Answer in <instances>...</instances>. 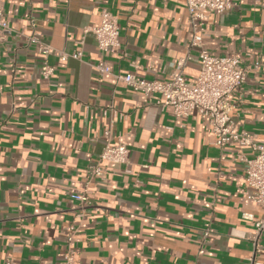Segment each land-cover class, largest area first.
<instances>
[{
    "label": "crops",
    "instance_id": "obj_1",
    "mask_svg": "<svg viewBox=\"0 0 264 264\" xmlns=\"http://www.w3.org/2000/svg\"><path fill=\"white\" fill-rule=\"evenodd\" d=\"M208 14L201 49L217 57L240 54L248 72L228 99L239 132L264 141V0ZM17 35L0 44V264H60L65 228L78 227L79 264H264V234L255 255L261 208L248 199L249 149L215 146L206 119L177 118L157 95L145 97L115 80L134 74L169 82L176 64L199 74L200 48H191L184 0H0ZM107 9L120 28V47L104 54L85 28ZM43 41L81 60L51 56L50 81L28 45L31 23ZM105 62L110 74L93 68ZM129 149V164L109 165L90 186L84 219L72 195L85 187L104 149L111 121ZM208 233V236H205Z\"/></svg>",
    "mask_w": 264,
    "mask_h": 264
},
{
    "label": "built area",
    "instance_id": "obj_2",
    "mask_svg": "<svg viewBox=\"0 0 264 264\" xmlns=\"http://www.w3.org/2000/svg\"><path fill=\"white\" fill-rule=\"evenodd\" d=\"M163 3L168 0H160ZM188 13V26L191 32L190 47H202L203 39L207 34L206 20L208 14L223 15L233 10L237 4L230 0H184ZM32 35L25 37L28 45H35L41 58L40 76L50 81L55 74V67L50 65L51 56H60L62 59L73 58L81 60V52L68 55L57 51L43 41V34L37 30L36 24L31 23ZM85 35H92L101 53L110 54L120 47V28L117 19L107 10L101 13V22L93 28H85ZM17 33L10 22L5 19V13L0 8V44L8 41ZM187 59L177 62L176 70L169 82L146 81L134 74L115 75L118 83H123L135 92L145 97L157 95L161 98L158 105L163 109H172L177 118L189 117L197 113L206 119L215 136V146L220 150L227 147L249 149L253 156L243 158L245 162V182L250 190L248 199L262 210V217L255 223L253 238L255 255L259 252V240L264 234V141L257 142L250 133L237 131L231 117V106L228 99L235 92H241L247 83L248 72L241 66L242 57L234 54L229 57L211 55L205 49L199 52V74L195 81L190 82L184 75V66ZM93 68L99 75L110 74L107 63L100 62ZM104 116H110L111 121L103 133L104 149L99 160L88 169L85 177L84 189L74 193L71 197L77 202V215L84 219L87 210L93 206L90 198V186L95 180L105 181L108 176L109 165L129 164V149L122 142L120 136L114 134V125L120 113L111 106L104 111ZM78 227L65 228L66 249L63 252L60 264H79V252L75 249V237ZM205 236H208L206 233ZM255 264L254 259L251 260Z\"/></svg>",
    "mask_w": 264,
    "mask_h": 264
}]
</instances>
